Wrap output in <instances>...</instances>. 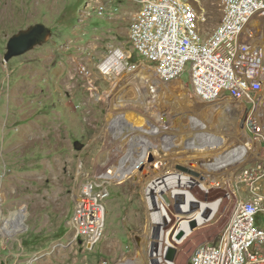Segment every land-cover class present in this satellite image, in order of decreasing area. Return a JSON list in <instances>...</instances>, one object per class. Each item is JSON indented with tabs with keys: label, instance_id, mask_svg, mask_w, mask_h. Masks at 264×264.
I'll list each match as a JSON object with an SVG mask.
<instances>
[{
	"label": "rangeland",
	"instance_id": "374dc122",
	"mask_svg": "<svg viewBox=\"0 0 264 264\" xmlns=\"http://www.w3.org/2000/svg\"><path fill=\"white\" fill-rule=\"evenodd\" d=\"M189 1L206 13V31H213L222 19L217 0ZM140 9L139 0H0V231L13 217L23 220L22 228L14 234L7 237L0 233V264H118L138 254L144 257L140 242H147L149 235L153 241L148 250L152 264H189L190 255L199 244L222 238L236 205L226 204L228 199L223 193L206 199L193 189L189 193L175 187L183 179L170 182L169 177L180 172L181 167L189 169L186 160L199 162L202 156L191 150L174 152L171 148L175 145L166 140L179 138L181 146L185 137L199 132L221 137L231 132L230 137L240 135L242 142L246 138L243 136L247 131L246 115L238 123L223 127L217 106L186 96L188 74L173 82L159 80L155 69L134 52L129 40V28ZM100 11L102 15H98ZM37 24L48 27L47 40L5 62L9 39ZM116 51L130 52L132 56L128 62L122 60L121 71L102 74L99 66ZM78 64L85 66L89 75L81 72ZM136 76L139 78L135 81ZM219 111H223L221 106ZM123 116L125 123L111 130L114 118L123 120ZM192 117L204 123L205 129L197 125L201 131L194 129ZM157 119L163 126L159 131ZM133 123L132 142L145 138L156 145L123 144L117 147V155L110 157L111 161L119 166L128 164L131 157L128 148H133L134 154L141 150L140 155L147 148L152 152L149 161L155 164L159 158L156 162L159 161L163 174L159 175L157 170L155 175L153 167L157 165L143 170L140 164L136 175L125 182L108 181L110 196L104 201L103 237L89 246L84 237H76L69 228L76 196L90 182L103 184L98 177L102 156L111 148L105 147L107 139L119 140L123 131H127L124 127L134 126ZM143 124L149 129L145 136H142L145 128L135 129ZM157 136L163 137L160 144ZM230 137L224 139L230 141ZM250 164L247 167L256 165ZM261 164L258 169L263 170L264 162ZM129 167L136 169L133 165ZM196 168L191 170L197 175L181 171L190 174V179L192 176L198 179V183L202 181V188L210 191L206 193L211 196L213 190L207 186L225 178L210 176L207 180L203 178L204 170ZM167 170L170 172L166 175ZM161 181L166 182V188L168 185L170 195L163 196L173 212L181 216L183 213L191 218L188 220L199 218L202 205L212 211L214 206L205 201L222 202L214 213L210 211L213 220L203 224L204 229L189 230L186 222L179 226L185 220L175 217L179 222L171 224L172 234L177 235L181 226L186 233L179 240L167 238V243L178 250L174 262L165 260L161 254L160 231L153 224V212L157 210H149L145 205V198L155 202L156 196H161L165 190ZM173 198L184 203L178 206ZM161 203L160 214L170 217Z\"/></svg>",
	"mask_w": 264,
	"mask_h": 264
},
{
	"label": "built area",
	"instance_id": "2783aa9c",
	"mask_svg": "<svg viewBox=\"0 0 264 264\" xmlns=\"http://www.w3.org/2000/svg\"><path fill=\"white\" fill-rule=\"evenodd\" d=\"M139 2L141 9L129 28L134 52L155 69L163 82L180 80L188 74L186 96L217 106L223 127L238 123L246 115L245 134L254 150L246 153L253 156L244 159L241 166H234V161L224 168L215 161L222 148L230 146L222 153H232L236 145L248 146L247 140L241 142L240 135L230 137L228 132L222 137H230V141L224 139V146L210 156L214 166L204 173L225 178L222 186L229 200L226 204H235L236 208L222 238L199 244L189 264H264V169H258L264 162V0H217L222 19L211 32L206 31V13L189 0ZM131 56L125 52L123 61L128 62ZM221 105L228 106L227 114L219 111ZM250 162L256 165L247 167ZM119 167L111 160L100 164L103 173ZM217 170L225 174L219 175L223 171ZM98 179L103 184L90 182L81 189L68 221L70 230L76 237H84L89 246L103 237L104 201L110 196L109 178L100 175Z\"/></svg>",
	"mask_w": 264,
	"mask_h": 264
},
{
	"label": "bare ground",
	"instance_id": "6f19581e",
	"mask_svg": "<svg viewBox=\"0 0 264 264\" xmlns=\"http://www.w3.org/2000/svg\"><path fill=\"white\" fill-rule=\"evenodd\" d=\"M124 55H125V52H123V51L122 52L121 51H116L110 57H107L104 60V62L99 66L102 74H104V75H111V73L114 70L115 71L117 70L118 72L121 71L123 69V66H124L121 63L122 60H123V58H124ZM78 66H79L78 68H79V70L81 72L86 71V73L88 74L87 69H86L85 66L83 67V65H80V64H78ZM138 78H139V76H136V78L134 80L136 81ZM140 101H142V98H139V102ZM155 103H156V100L152 102L153 107H155L154 106ZM221 109L223 110V111H221V112H223V114H227V112H229V110H230L228 108V106H226V105H221ZM224 118H226V117L224 116ZM107 119H108V117H107ZM110 119H111V117H110ZM124 119H126L124 116H123V120H122V118L115 117L114 120L116 122H115V124L113 126H110V129L114 131L116 125H120V124L125 123V120ZM127 120H128V118H127ZM191 121L192 122L195 121L194 122V129L197 128L199 131H201V130L198 127L202 128V129H205V128H203V126L205 124L202 123L201 121L200 122L196 121V118L195 117H192ZM157 123H158V126L159 127H156V129L159 131L161 128H163V126H162V122L160 120H158V119H157ZM133 125H134V123H133ZM196 125L198 127H196ZM134 127H135V125L134 126L130 125L127 128L124 127L123 130H127V131L126 132L123 131V133L121 134L123 136H120L119 140L118 139L113 140L112 138H108L107 139V142H106L107 145H105V147H111V148H110V150L108 152L106 151L107 153H104V156H102L101 164H102L103 161L108 162L109 160L113 159L117 155L115 153L116 150H118L117 147H120L123 144H126V143L131 144V143H133L134 144V147H136L135 145H139V142L145 143V144H147V146H149V144H150V145H152L151 147H154V145H156V144L151 143V141H149L148 139H145V138L144 139H140V140L137 139L136 142H134V141L132 142V138H131L132 133H131L130 129L132 130V128H134ZM141 128H145L144 129V132L142 133V136H145L144 134H146L149 131V129L147 128V125H145V124H143L142 127L139 126L138 128L136 127L135 129H139L140 130ZM216 129H218V128H215V130ZM156 134L159 135V133H157V132H156ZM201 135H202V133L199 132L197 134H194V135L185 137V139H183L184 142H183V144L181 146H180V143H179V141H181V140L179 138L177 140L172 139V142L170 141V139H168V141L166 140V142H168L169 144L175 145L174 147L171 148V150H173L174 152H178L179 153V151H182V150H191V151H193L194 154H197V155H201L202 156V157H199L202 160V163L200 162L201 160L199 162H197L196 159L195 160L194 159H190V160H186L184 162V163H189L190 164L189 170H191V168L197 169L196 166H198V169L200 171H202L201 169L206 170V169H209L210 167H213L214 166V163L210 162V161H212V158L213 157H210V156L216 150V148H221V147L224 146L222 144V141L224 139L221 137L220 134L217 135V134H214V133H208L207 132L206 134H203L202 137H201ZM205 136H206V138H204ZM217 136H219V137H217ZM243 136L246 137V138H244V140H247L248 146H243V145H240L239 144V145H236L235 146V148H234L235 150L232 153L231 152L222 153V151L230 149V146H225L224 148H222L220 155H218L217 157H215V161H217L220 165H222L225 168V167H227V164L228 163H233L234 161H236V164L234 166H241L242 165L241 162L244 159L249 158V157H252L253 155L246 154L249 150L254 153V150L252 148H250V146H249V141L250 140L246 136L245 133H244ZM156 138L158 139L159 144H160V142H162V138L163 137L158 138V136H157ZM239 138H241V136H239ZM241 140H242V138H241ZM132 149L133 148H131V147L128 148L127 154H128V156H131V157H129L128 164H125L124 163V164H122L117 169L112 168L110 173H103L102 171H100L99 175H101V177L104 178V179H108L109 178L110 184H112L114 180H116V182L118 184H121V183L125 182L127 179H129L130 176L136 175V173L138 172V169L140 168V167H138L140 164L143 167V170H147L149 166L157 165V167H153V171H154L155 175L157 174V172H155L157 170H159L158 171L159 172V175L160 174H163L161 172V170H160L161 167L159 166V161H158V163L156 162V160L159 159V158L155 159V164L152 161H151L152 163L149 161V159H150V157L152 155V152H149L148 149L146 148V149H143L144 150L143 151V154L140 155L141 152H142L141 150H140L139 153L136 152V154H134V152L131 151ZM110 157H112V158L110 159ZM130 160H133V161L131 162ZM131 165H133V168L136 167V169L135 170L134 169L131 170V168L129 167ZM174 166H175V164L172 165V168ZM121 168H122V170H121ZM170 170L165 171L164 174L167 175L168 172H170ZM217 171L221 172L223 170H217ZM223 174H225V171H223L219 175H223ZM189 176H191V175L190 174H185L183 171L180 170V172H177L174 175H171L169 177V179H171L170 182H174L177 179H183V182L184 183L183 182H180L178 184L176 182L175 183V187H177V188L179 187L181 189H184V191H188L189 193H192V191L190 189H193V190L197 191L200 194L201 197H205L206 199L209 198V197H214L216 194H221V193L224 194V190H223L224 187L222 186V183L223 182L216 181V183H213V184L210 183L207 186V187H209V190H213V194L210 196V193H206V192H210V191L204 190L205 187L202 188V186H204L202 181L200 183H198V181H199L198 179L194 178L193 176H192L193 178L191 177V179H190ZM210 176H212V174L211 175L205 174L203 178H207V180H208L209 178H211ZM219 179H220V177H219ZM192 182H194V183H192ZM206 183L207 182H205V185H206ZM161 184H163V185L165 184L166 185V182L161 181ZM165 185L163 186V187H165V190L163 191V193L161 194L160 197L159 196H156L158 198H156L157 200H155V202H153V200L151 198H150V200H147L144 197L145 198V205L147 206V209H149V210L150 209L151 210L152 209L153 210L156 209L157 210V211H154L153 212V222H154L153 224H155V226H156V231L157 232L160 231V234L158 232V239L162 240L161 241L162 246H161L160 249L162 251L161 254H163V255H165L166 249L168 247H170V246L175 247V246L167 243V238L168 237L170 239H174V237L176 238V233L174 235L172 234L173 233V231H172L173 230L172 229L173 228V225H171V224H174L175 225L177 222H179L178 219H176L175 217H180L181 220H183V219L185 220L183 222H180L179 223V226L180 225L184 226L183 225L184 222H186V225L190 226L191 221L194 220L196 222V225H197L196 227L197 228L196 229H192L191 226H190L188 228L189 230H197L198 227H199V229H204V228H201V227H204V225L208 224L211 220H213L212 219V214L216 211V209H219L220 205H222L221 199H219L218 201L208 202V203L205 201V204H207V205L210 204V205H213L214 206V207H211L212 211L211 210L207 211L208 207H204V205H202V206L199 205V207L201 206L199 209H202L201 214H200V212L198 213L199 218L192 219V220H188V218H190V217H185V215L183 213L180 212L182 214V216H181V215L175 214L173 212V209L171 208L170 204L168 203V201L163 196V194H167L168 197L170 195V194L168 195V193H169L168 185H167V188H166ZM218 185H219V187H218ZM156 186H157V183H156ZM188 188H189V190H188ZM76 197H78V194H77ZM194 198H196V197H194ZM173 199H175V202H176V204H178V206H179V204L181 205V204L184 203V200L181 201L178 198H173ZM161 202H163V204H165L167 210L169 211V214H171L170 217H164V216H162L160 214L159 209H162V207H163V205H162ZM210 211L213 212V213L210 214ZM197 212L195 214H197ZM202 214H206V217L205 216L202 217ZM215 214H214V216H215ZM204 220H206V223H204ZM22 222H23L22 217H18V216L17 217H13L9 221V223L6 224V226L2 228V231H0V233H3L5 236L10 235V234H14L15 232L19 231L22 228V226H23ZM182 226L179 227L177 229V231L183 230L184 227H182ZM205 228H207V226H205ZM183 233H184V236L183 237H185V233L186 232L184 231ZM152 244H153L152 236L149 235L148 236V239H147V242H142V241L140 242V245L142 247L143 253H145V256L144 257H142L141 254H138L135 258L129 259L128 261H125V262L123 261V262L118 263V264H145V262H149L150 264H152V257H149V252H148V250L151 248ZM148 246H149V248H146Z\"/></svg>",
	"mask_w": 264,
	"mask_h": 264
},
{
	"label": "water",
	"instance_id": "95a60500",
	"mask_svg": "<svg viewBox=\"0 0 264 264\" xmlns=\"http://www.w3.org/2000/svg\"><path fill=\"white\" fill-rule=\"evenodd\" d=\"M49 35H50V31L48 27L44 24H37L35 26L28 28L27 30H22L19 33L13 35L7 43V53L4 57L5 62H8L15 57L22 56L27 52L33 50L36 46L43 44L47 40ZM181 170L193 175H197V173L185 167H181ZM190 226L192 229H195L197 226L196 222L192 220ZM183 236H184L183 231H180L176 235V239L179 240ZM177 253L178 250L176 247H172V246L168 247L165 252V260L169 262H174Z\"/></svg>",
	"mask_w": 264,
	"mask_h": 264
}]
</instances>
